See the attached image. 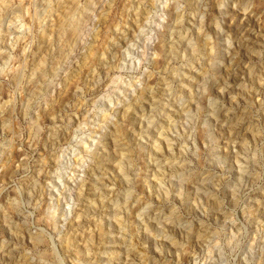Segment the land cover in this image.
Returning a JSON list of instances; mask_svg holds the SVG:
<instances>
[{"label":"rangeland","instance_id":"374dc122","mask_svg":"<svg viewBox=\"0 0 264 264\" xmlns=\"http://www.w3.org/2000/svg\"><path fill=\"white\" fill-rule=\"evenodd\" d=\"M0 264H264V0H0Z\"/></svg>","mask_w":264,"mask_h":264},{"label":"bare ground","instance_id":"6f19581e","mask_svg":"<svg viewBox=\"0 0 264 264\" xmlns=\"http://www.w3.org/2000/svg\"><path fill=\"white\" fill-rule=\"evenodd\" d=\"M160 133H163L162 131L161 132H159L158 134H159V136L161 135ZM157 140V139H156ZM156 147V146H155ZM120 157H122V154L121 155H119ZM71 192V191H70ZM72 196V195H71Z\"/></svg>","mask_w":264,"mask_h":264}]
</instances>
